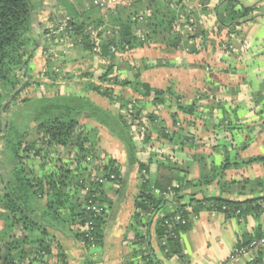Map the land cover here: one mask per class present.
<instances>
[{
    "label": "crops",
    "instance_id": "1",
    "mask_svg": "<svg viewBox=\"0 0 264 264\" xmlns=\"http://www.w3.org/2000/svg\"><path fill=\"white\" fill-rule=\"evenodd\" d=\"M237 1L240 8L252 10L247 21L234 25L231 33L227 29L217 31L215 6L223 0H209L207 4L204 0H184L185 8L195 11L198 19L190 30L176 32L194 39L183 40L180 48L169 52L153 47L118 53L113 76L130 83L137 82V77L139 82L161 90L171 88L180 104L193 105L194 109L192 114L177 113L175 125L171 119L174 109H162L161 130L169 134L170 140L153 134L150 143L144 145L140 138H134L138 160L147 167L151 187L161 184L157 190L162 192L169 186H179L169 198L151 193L156 199H164V203L159 205L150 226L132 219L136 198L146 184L141 171L127 165L121 143L98 127L97 148L116 161L122 181L102 187V197L112 203L105 214L102 244L87 253L94 264H247V256L232 260L234 249L264 236V214L257 205L264 200V0ZM73 6H68L67 0H37L34 4L36 25L32 36L37 41L27 57V70L23 72L27 76L18 96L30 93L38 97L40 87L49 95L51 84L64 82L60 94L87 95L104 109L115 108L106 98L87 91L89 83L109 65L107 60L90 55L72 41L59 48L58 58L50 51L53 46L46 51L47 40L50 35L55 37L60 19L69 15L74 23L78 20L76 14L83 17L80 3ZM100 20L105 23V11ZM201 31L209 32L213 46L200 48ZM141 33L135 30L140 39ZM114 35L103 28L91 39L108 40ZM186 45H195L199 51L191 54L184 48ZM79 70L81 76L77 77ZM112 91L120 103L136 98L128 87L114 86ZM137 105L144 111L142 118L154 111L150 100ZM81 124L95 125L88 116L82 118ZM132 124L130 132L138 126ZM208 199L249 203L225 213L206 204L204 200ZM180 206L192 209L194 217L186 226L175 229V239H169L179 248L175 252L168 246L162 249L161 240L155 236L157 222ZM3 226L0 219V231ZM147 226L151 235L148 240L140 235H145ZM56 239L66 264H84L87 254L78 241L60 233ZM58 254L53 250L49 264H60ZM254 256L257 263L264 264L263 250Z\"/></svg>",
    "mask_w": 264,
    "mask_h": 264
},
{
    "label": "trees",
    "instance_id": "2",
    "mask_svg": "<svg viewBox=\"0 0 264 264\" xmlns=\"http://www.w3.org/2000/svg\"><path fill=\"white\" fill-rule=\"evenodd\" d=\"M183 1L108 0L100 5L93 1L94 9L89 14L95 13V9H105L106 13L105 23L99 18L100 23L96 27L102 26L115 34L108 40L100 41L96 37L95 42L84 32L83 21L88 16L76 14L79 21L69 22L73 29L68 27L69 34L65 40L79 44L83 51L109 62L98 78L89 83L87 91L114 103L118 111L113 115L87 95L56 93L49 96L43 89L45 94L37 100L19 98L25 82L26 60L37 41L32 36L36 25L35 9L32 0H0V124L4 122L0 130V219L4 225L0 231V264H49L53 250L58 251L60 264H66L56 239L59 233L69 234L86 254L91 239L95 240L96 246L102 244L105 214L112 202L102 197V185L98 179L113 175L115 181L121 182L122 176L116 161L97 148L98 127L106 129L121 143L127 165L137 166L143 179L142 173L147 175V167L138 160L134 138H140L144 145L150 143L153 134L170 140L169 134L162 132L159 120L162 109H174L171 115L173 125L177 113L192 114L194 109L193 105L186 107L180 104L178 95L171 88H153L139 82L137 77V82L132 83L119 80L112 75L115 60L119 52L153 47L169 52L180 48L183 40L194 39L193 36L186 39L176 32L177 29L186 32V27L198 19L196 12L185 8ZM208 1L204 0V4ZM238 7L237 0H223L215 6L217 31L227 29L231 33L234 25L247 21L252 9ZM202 9V12L206 11L205 7ZM70 14L75 17L74 13ZM139 28L142 29L141 39L135 34ZM93 31L99 34L102 28ZM201 39V49L214 45L207 31H201ZM195 47L184 46L191 54L199 51ZM36 84L42 85L39 81ZM114 86L130 88L136 98L120 103L121 100L113 95ZM143 100H150L154 109L145 118H142L143 109L137 105ZM16 101L17 107L14 108L12 105ZM23 106L26 109L24 113L21 112ZM84 116H88L95 125L89 128L82 125ZM130 123L143 126L144 131L133 127L130 132ZM32 131L35 134L30 138ZM145 183L136 198L132 219L150 226L164 199L152 197V184L148 178ZM161 186L157 183L154 188ZM95 193L99 195L98 205H106L101 215L87 210ZM204 202L214 204L215 209L221 212L222 207L240 208L249 203L223 199ZM182 208L180 206L178 210ZM164 218L157 222L155 236L158 239L165 233L162 227ZM149 226L145 235L140 233L141 238H150ZM167 246L174 252L179 248L172 240ZM88 254L84 264H94Z\"/></svg>",
    "mask_w": 264,
    "mask_h": 264
},
{
    "label": "built area",
    "instance_id": "3",
    "mask_svg": "<svg viewBox=\"0 0 264 264\" xmlns=\"http://www.w3.org/2000/svg\"><path fill=\"white\" fill-rule=\"evenodd\" d=\"M104 1H108V0H101V2L95 1L96 4H103ZM111 1V0H109ZM55 34V33H53ZM95 34H97L95 31L89 33L90 37L94 38ZM132 111H129V113H131ZM139 126V125H138ZM140 128V130H143V126L137 127ZM144 176L143 177V182L147 179L146 175L144 173H142ZM99 184L102 185V187L105 184H108L110 182H118L115 181V177L113 175H110L109 178H103L100 177L98 179ZM179 188L178 185L175 186H169L167 188H165V190H163L162 192H160L159 190L155 189L154 186L151 187V190L153 191V193L163 196V197H171L174 196L175 191ZM98 193H95L92 196V199L89 201L88 206H87V210L90 212H93L94 214H98L101 215V213L106 209V205L100 206L98 205ZM262 211V214H264V200L259 201L257 204ZM216 206H214V204H212V208L214 210ZM233 209H227L226 207H222V211H230ZM235 212H239L238 210H234ZM194 217V214L192 213V209H190L189 207L185 206L184 208H182L181 210H178L176 212H174L172 215H169L167 217L164 218V222L162 227L165 229V233L163 234V236H161V244L166 248H167V241L169 239H175L176 238V232L175 229H180L181 227L186 226L189 222L190 219ZM95 240L91 239V243H90V248L95 249L96 245L94 244ZM263 250L264 251V236L260 237V238H254L252 239L248 244L244 245V246H238L234 249L233 254H232V260H236L240 257L243 256H247L248 258V262L247 264H260L256 262V257L254 256V253L257 251Z\"/></svg>",
    "mask_w": 264,
    "mask_h": 264
},
{
    "label": "rangeland",
    "instance_id": "4",
    "mask_svg": "<svg viewBox=\"0 0 264 264\" xmlns=\"http://www.w3.org/2000/svg\"><path fill=\"white\" fill-rule=\"evenodd\" d=\"M93 1H100L101 2V0H76V2H70V0H67V5L68 6H73V5H76L77 3H80V11H82V10H84V14H83V17L85 16V17H87L88 15H89V11H92L93 9H94V5H93ZM112 1V0H111ZM33 2H34V4H37V0H32V5L34 6V4H33ZM112 4V3H111ZM110 6H112V5H110ZM74 7V6H73ZM65 8H66V6H65ZM90 9V10H89ZM103 11H105V9H103ZM101 14H102V10H100V9H95V13H93L92 14V16L89 18H86V19H84V21H83V23H84V32H87V34H89V33H91V32H93V30L94 29H97L98 31H99V28L101 27L102 28V30H103V27L102 26H98V27H96V25H98L99 23H100V21H99V18L101 17ZM63 16V15H62ZM178 17V16H177ZM65 18V19H64ZM64 18H62L63 20L62 21H65V22H62L61 21V19H60V22H58V27H57V31H55V37H52L51 35H50V37H51V39H49V40H47L49 43H48V45H46L47 47H45L46 48V51L47 50H50L51 48H50V46H53L54 48H53V50H50V51H52L54 54H55V56L58 58L59 56H57L58 55V53L60 52V49L59 48H63V46H68V42H66L67 40H65V36H67L69 33H68V27H70V28H72V26H69V23L68 22H70L71 20H70V17H69V15H66V16H64ZM180 19L182 18V17H179ZM61 22H62V24H61ZM60 23V24H59ZM72 23V22H71ZM194 24H191V26H193ZM191 26H189V27H187V29H189L190 30V28H191ZM73 29V28H72ZM139 30H142L141 28H139ZM96 32V31H95ZM142 32V31H141ZM73 34H74V32H72ZM58 34V35H57ZM55 43V44H54ZM50 48V49H49ZM56 48V49H55ZM53 53H51L52 54V56H54L53 55ZM51 56V55H50ZM97 58V57H96ZM77 77H80L81 75H80V70L78 71V73H77V75H76ZM64 78V77H63ZM60 79V78H59ZM77 80H78V78H77ZM57 86H52L51 88H50V90H49V96H53V95H56V93L58 94V93H60V91L62 90V87H61V85H64L65 83L64 82H60V83H58L57 82ZM75 84H76V89H77V83L75 82ZM60 85V86H59ZM60 88V89H59ZM57 90H59V92L57 91ZM37 94H36V96H38V97H35V95L34 94H32V95H34V96H32V95H30V93H26V94H24V95H21L22 97H21V99H24V98H28V99H30V100H37L39 97H42L44 94H45V92L43 91V88L42 87H40V91H37L36 92ZM46 94H48V92L46 93ZM20 95V94H19ZM18 101H20V100H18ZM19 103V102H18ZM17 101L16 102H13V105H12V107H17ZM110 111H111V113L113 114V115H116V113H117V111H118V108H112V109H109ZM26 111V109H25V107L23 106L22 108H21V112L22 113H24ZM18 114H19V116H20V112H17ZM4 125V122H2L1 124H0V130H1V127ZM138 127H140V126H138ZM89 128V127H88ZM138 130H140V128H138ZM35 134V132L34 131H32L30 134H29V136L28 137H32L33 135ZM109 146V145H108ZM106 149L107 150H109L110 152H113V150L111 151L109 148H107V146H106ZM100 151V150H99ZM100 153H103L104 155H106L105 154V152H100ZM103 155V156H104ZM94 249H92V248H89V250H88V252L91 254V252L93 251Z\"/></svg>",
    "mask_w": 264,
    "mask_h": 264
}]
</instances>
